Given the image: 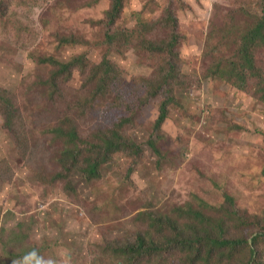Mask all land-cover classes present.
I'll return each mask as SVG.
<instances>
[{
  "label": "trees",
  "instance_id": "obj_1",
  "mask_svg": "<svg viewBox=\"0 0 264 264\" xmlns=\"http://www.w3.org/2000/svg\"><path fill=\"white\" fill-rule=\"evenodd\" d=\"M46 1L14 0L20 8L41 7ZM126 4L127 0H110L105 17L92 19L100 25L95 40L81 33L53 32L59 47L83 44L89 46L86 51L70 58L28 53L37 70L27 83L36 101L30 116L18 95L0 86V116L19 156L29 160L36 155L37 136L46 128L43 133L51 135L50 143L58 145L53 154L58 170L54 174L45 170L47 177L63 183L68 197L77 202L81 195L73 185L75 172L88 183L98 184L121 155L132 160L128 169L131 180L148 149L157 157V164L165 165L171 150L166 149L169 139L164 126L172 109L182 108L178 90L201 89L206 79H220L264 105V0L214 3L202 53V73L185 67L183 46L189 35L181 28L179 12L190 8L186 0H167L158 15L140 16L131 27L118 24ZM10 9L11 0H0L2 24L12 27L18 40L33 36L32 24L20 18L17 11L16 17L11 15ZM22 44L28 46L29 42ZM94 47L103 49L98 62L89 56ZM132 49L150 72L134 75L129 81L110 55L125 56ZM76 76L78 85L73 83ZM156 99H160L158 115L149 128V137L141 144L137 123ZM100 111L112 120L103 119L84 134L85 121ZM40 116L46 117L49 129L30 127L29 119ZM238 164L230 162L219 172L203 166L197 181L207 182L202 192L193 188V199L184 204L159 205L148 193H141L146 208L131 218L135 233L107 242L100 260L107 259L109 264H229L235 260L264 264V201L260 200L264 199V190L256 191L257 181L240 180ZM2 165L10 166L3 161L0 170ZM37 169H45L44 164L38 162ZM259 169L264 175V165ZM126 186L135 189L136 183L131 181ZM249 208H255V213ZM251 229L257 232L250 234ZM26 256L5 252V263L0 264H17Z\"/></svg>",
  "mask_w": 264,
  "mask_h": 264
},
{
  "label": "rangeland",
  "instance_id": "obj_2",
  "mask_svg": "<svg viewBox=\"0 0 264 264\" xmlns=\"http://www.w3.org/2000/svg\"><path fill=\"white\" fill-rule=\"evenodd\" d=\"M59 1L47 0L41 7L20 8L11 0V15L16 17L17 11L20 18L32 24L33 36L24 35L21 40L12 27L4 26L0 20V86L18 95L29 116L36 101L27 83L37 70L28 53L70 58L86 51L89 46L83 44L59 47L53 32L81 33L95 40L100 35V25L92 19L104 18L110 7V0ZM186 1L190 8L179 12L181 28L189 35L183 46L185 67L187 71L202 73L205 36L218 0ZM166 2L127 0L118 24L131 27L140 16H156ZM27 40L29 45L24 46L22 42ZM89 56L98 62L103 49L94 47ZM110 56L121 65L129 81L134 75L150 72L134 49L125 56L116 53ZM79 82L76 76L73 83ZM177 95L182 108H173L164 126L169 139L166 149L171 150L165 165L157 164V157L148 149L131 180L128 169L132 160L121 155L98 184L88 183L80 172H75L73 185L81 195L80 202L68 197L63 183L47 177L45 170L53 174L58 170L53 159L58 145L51 144V135L43 133L45 127L49 129L46 117L29 119L30 127L45 129L37 136L36 155L22 160L0 116V163L8 161L10 165H2L0 170V262L5 263V252H22L29 258V264H109L107 259L100 260L102 249L110 240H122L135 233L136 225L131 218L146 208L140 194L148 193L159 205L184 204L191 199L193 188L202 192L207 181L197 179L203 166L219 172L224 165L239 162V179L257 181L256 191L264 190V175L259 169L264 165L263 103L220 79H206L201 89L178 90ZM159 102L160 99L153 100L137 123V140L141 144L151 133L149 128L157 118ZM112 118L100 111L95 118L85 121L83 133L93 130L95 123L99 125L103 119ZM38 162L45 169L38 170ZM131 181L136 183L135 189L126 186ZM255 211L249 208L250 213ZM256 232V229L249 231ZM232 262L244 263L235 260L229 264Z\"/></svg>",
  "mask_w": 264,
  "mask_h": 264
},
{
  "label": "clouds",
  "instance_id": "obj_3",
  "mask_svg": "<svg viewBox=\"0 0 264 264\" xmlns=\"http://www.w3.org/2000/svg\"><path fill=\"white\" fill-rule=\"evenodd\" d=\"M18 264H29V258L26 256L23 258V261L18 262Z\"/></svg>",
  "mask_w": 264,
  "mask_h": 264
}]
</instances>
